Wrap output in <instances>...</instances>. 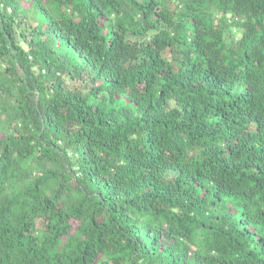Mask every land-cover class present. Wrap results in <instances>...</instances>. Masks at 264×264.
<instances>
[{"label":"trees","instance_id":"1","mask_svg":"<svg viewBox=\"0 0 264 264\" xmlns=\"http://www.w3.org/2000/svg\"><path fill=\"white\" fill-rule=\"evenodd\" d=\"M0 4V264H264V0Z\"/></svg>","mask_w":264,"mask_h":264},{"label":"rangeland","instance_id":"2","mask_svg":"<svg viewBox=\"0 0 264 264\" xmlns=\"http://www.w3.org/2000/svg\"><path fill=\"white\" fill-rule=\"evenodd\" d=\"M235 36L238 35V32H235L234 33ZM20 42L21 44H23L22 40L20 39ZM62 50H66L67 51V54H71V51L69 49H65V48H62ZM2 64H0V68H1ZM62 79L64 81V84L67 88L69 89H73V88H77V89H80L82 92H85L87 91V89L89 88L90 84H86L87 81L83 80V79H74V78H71L69 77L68 75L66 76H62ZM68 156L71 158L72 161H75L76 160V157H77V153L72 149H68Z\"/></svg>","mask_w":264,"mask_h":264},{"label":"built area","instance_id":"3","mask_svg":"<svg viewBox=\"0 0 264 264\" xmlns=\"http://www.w3.org/2000/svg\"><path fill=\"white\" fill-rule=\"evenodd\" d=\"M2 6V4H0Z\"/></svg>","mask_w":264,"mask_h":264}]
</instances>
